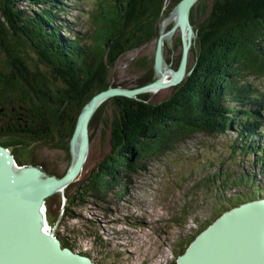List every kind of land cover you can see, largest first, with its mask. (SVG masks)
I'll list each match as a JSON object with an SVG mask.
<instances>
[{
  "label": "trees",
  "instance_id": "16d2710c",
  "mask_svg": "<svg viewBox=\"0 0 264 264\" xmlns=\"http://www.w3.org/2000/svg\"><path fill=\"white\" fill-rule=\"evenodd\" d=\"M178 1L92 0L83 29L65 34L73 21L64 18L63 0H0V144L11 147L15 161L62 175L67 168L62 173L46 169L30 153V145L61 146L70 163L69 139L77 115L93 94L155 79L154 53L149 60L132 59L141 69L132 86L111 79L112 69L122 55L155 44ZM189 20L193 38L186 71L180 82L168 86L165 97L151 100L159 89L132 97L113 95L93 111L89 130L106 121L107 106L114 110L110 150L87 176L58 193L57 204L68 216L75 215L71 206L89 197L107 206L119 201L129 174L195 133L216 135L232 128L241 149L264 168V94L255 82L264 76V0H196ZM174 43L179 47L176 68L179 34ZM23 155L29 157L22 160ZM255 179V171L249 170L232 180L236 185ZM252 190L262 197L259 188ZM54 193L44 201L46 218ZM56 236L70 248L63 235Z\"/></svg>",
  "mask_w": 264,
  "mask_h": 264
},
{
  "label": "rangeland",
  "instance_id": "374dc122",
  "mask_svg": "<svg viewBox=\"0 0 264 264\" xmlns=\"http://www.w3.org/2000/svg\"><path fill=\"white\" fill-rule=\"evenodd\" d=\"M63 1L67 4L64 18L73 21L65 34H74L83 29L85 12L92 0ZM178 34L180 31L163 45L170 67L178 55L179 47L174 43ZM154 45L152 41L119 57L111 79L134 85L141 69L132 64V59H151ZM255 82L264 94V76ZM169 92L168 87L160 88L151 100L157 101ZM113 112L107 106L106 121L89 130L88 155L77 175L80 180L110 150ZM232 144L236 145L234 150ZM7 148L11 152V147ZM30 153L43 167L54 168L56 173H62L69 165V154L61 146L36 142L30 145ZM28 157L23 155L22 160ZM249 170L256 173L254 182L234 185L232 179ZM125 184V194L119 201L107 206V202L89 197L83 204L69 208L74 216H68L57 204L61 191L55 192L48 200L47 228L54 235H63L74 251L87 253L103 264H174L194 236L222 211L247 200L264 198V168L254 164L252 154L241 149L230 128L216 135L191 134L172 149L146 159L144 169L129 174ZM254 187L262 191V197L252 190ZM72 190L70 187L67 193Z\"/></svg>",
  "mask_w": 264,
  "mask_h": 264
},
{
  "label": "water",
  "instance_id": "95a60500",
  "mask_svg": "<svg viewBox=\"0 0 264 264\" xmlns=\"http://www.w3.org/2000/svg\"><path fill=\"white\" fill-rule=\"evenodd\" d=\"M195 1L177 2L175 21L167 31L178 26L181 32L178 66L173 68L166 62L159 33L153 59L155 79L131 88L110 86L91 96L77 115L69 139L70 163L62 175L47 174L32 164H17L10 150L0 144V264H103L62 246L56 235L44 231V211L41 213L40 208L44 210L45 199L58 187L77 178L89 147L88 122L103 99L113 95L132 97L181 81L193 34L189 10ZM164 61L170 71L168 79L159 75ZM174 264H264V198L244 201L222 212L197 233Z\"/></svg>",
  "mask_w": 264,
  "mask_h": 264
},
{
  "label": "bare ground",
  "instance_id": "6f19581e",
  "mask_svg": "<svg viewBox=\"0 0 264 264\" xmlns=\"http://www.w3.org/2000/svg\"><path fill=\"white\" fill-rule=\"evenodd\" d=\"M173 21H175V11H174V10L170 13V16H169L167 19H165V21L163 22V24H162V26H161V28H160V32H159V33L162 35L163 44H164V41H165V40L171 39V38L173 37V35L176 34V31H177V32L180 31L179 28H178V26H176L172 32H170V33L167 32L169 26H171V25L174 23ZM180 33H181V32H180ZM184 35H186V33H184ZM192 38H193V34L190 36V40H191V41H192ZM166 62H167V61H166ZM166 62L164 61V63H162L161 71H160V73H159V75L162 76L163 79H168V78H169V75H170V74H169L170 71L167 69V64H166ZM167 63H168V62H167ZM87 155H88V152L86 153V157H87ZM85 159H86V158H85ZM16 165H17V164H16ZM63 189H64V187H62V188L58 187L56 191H61V190L63 191ZM56 191H55V192H56ZM43 205H44V210H43V206H41V208H40V212H41V213L44 211V217H45V218H44V219H45V222H43V219H42V222H41V224H42V226H43L42 229H43L44 231L50 233V231H49L48 228H47L48 222H47V220H46L45 203H44ZM43 224H44V225H43Z\"/></svg>",
  "mask_w": 264,
  "mask_h": 264
},
{
  "label": "built area",
  "instance_id": "2783aa9c",
  "mask_svg": "<svg viewBox=\"0 0 264 264\" xmlns=\"http://www.w3.org/2000/svg\"><path fill=\"white\" fill-rule=\"evenodd\" d=\"M49 230V229H48ZM50 231V230H49Z\"/></svg>",
  "mask_w": 264,
  "mask_h": 264
}]
</instances>
